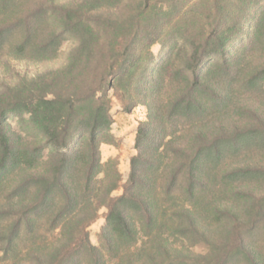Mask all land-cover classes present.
I'll list each match as a JSON object with an SVG mask.
<instances>
[{"label": "trees", "instance_id": "16d2710c", "mask_svg": "<svg viewBox=\"0 0 264 264\" xmlns=\"http://www.w3.org/2000/svg\"><path fill=\"white\" fill-rule=\"evenodd\" d=\"M19 1L0 0V36H22L12 49L46 60L64 42L69 47L56 69L0 92V184H12L8 208L0 212L12 218L0 264H115L133 257L140 238L165 234L159 210L166 201L173 210L167 235L189 241L187 248L195 237L204 242L202 251L189 249L193 264H264L253 240L264 193L246 195L257 204L235 212L203 191L215 166L219 113L229 106L226 81L257 64L250 78L264 81V0H141L147 9L126 14L109 12L110 0H41L55 29L32 47L37 28L18 18ZM155 42L165 50L159 61L151 51ZM112 97L126 112L137 105L147 110L117 197L111 191L118 171L99 151L112 123ZM12 116L22 127L17 133L6 128L5 117ZM240 139L264 145V131ZM100 205L106 222L94 246L86 228ZM245 216L246 226L240 221ZM226 218L235 224L222 242L215 226ZM180 242L169 246L174 264L187 263Z\"/></svg>", "mask_w": 264, "mask_h": 264}, {"label": "rangeland", "instance_id": "374dc122", "mask_svg": "<svg viewBox=\"0 0 264 264\" xmlns=\"http://www.w3.org/2000/svg\"><path fill=\"white\" fill-rule=\"evenodd\" d=\"M40 1L20 0L19 7H17L18 12L21 13V16L18 18H21L22 22H32V27L37 28L35 34L31 35L28 41L31 47L40 41V34L44 35L48 31L55 29L47 10H40V7L43 5V2ZM42 1L45 2L46 0ZM47 1L46 3H48ZM110 1L112 5H110L109 12L120 11L126 14L135 12L141 8L147 9V6H144L141 0H125L124 2L121 0ZM178 7L171 9V11H177ZM3 27L4 24L0 21V30ZM21 39L22 36L18 32L15 38L8 35V33L0 36L1 93H10V88L17 85H29L32 80L37 79L46 72L56 69L63 60V53L69 47V43L64 42L55 57L42 60L39 59L38 52H30L28 50L23 53L18 48L12 49L10 43L12 41L19 43ZM151 51L159 61L165 50H163L159 42H155L151 45ZM246 62L247 60H245V64ZM259 67L258 64L248 65V69H243L240 71L241 73L237 72V74H234L226 81L227 84L229 83L230 90L229 106L226 112L219 113L220 117L218 118V122L220 129L216 136L218 148L215 157L216 161L214 162L215 166L212 171L213 174L209 172L210 176H206L208 177L206 179L209 180L208 184L210 183V188L207 186L206 189H203L204 194L208 198L211 195H215L214 199L217 204L233 207V211L235 212H238L241 208H253L257 204V202L250 200L246 195L255 196L264 193V145L260 143L258 146L252 147L251 145H245L244 140L242 141L240 139L244 133L255 130L264 131V81L260 83V81H253L250 78L255 71L259 70ZM260 84L263 86V91L259 88ZM222 85L220 81L219 89L221 96L225 95V89ZM112 93L111 90L109 94L112 95ZM110 112L112 123L109 126L106 140L100 143L99 151L102 162L113 163L118 171L119 180L116 187L111 191V196L117 197L122 194L123 187L128 180L130 160L137 152L135 148L136 130L139 123L146 120L147 110L145 106L137 105L129 112H126L122 110L116 98L112 97ZM5 119L7 122L6 128L10 130V133L13 131L17 133L19 129H22L19 126L17 117H5ZM99 177H103V175L100 174ZM11 188L12 184L10 181L3 180L0 184V212L3 208H8L6 201L11 192ZM38 195L39 190L37 189L33 196H31L30 204L34 205L37 203ZM162 205L159 212L162 217L160 222L163 226L160 230L165 234L151 239L140 238L137 243L136 253L133 257H123L121 258L123 261L117 260L115 264H128L133 259L139 260L140 264H174L169 246L174 247V245H179L181 244L180 241L184 243L181 250L183 252L182 258L187 262L186 264H193L192 262L194 261L190 260L188 251L190 248L196 252L202 251L204 249L202 238H193L191 241L195 243L194 246L187 248V245L191 244L189 241H183L179 236L167 235L172 229V223L168 215L173 210L171 208V202L169 201L163 202ZM106 213V208L100 205L96 218L86 228L88 240L94 246H100L101 244V231L106 222ZM247 220L249 218L245 216L240 221L246 226ZM42 222V219H38L37 221V223ZM234 224L235 221L232 218L217 221L215 236L224 242L225 237L227 239L230 236ZM44 225V228H42L47 229L48 225L46 223ZM11 229L12 218L5 216L0 219V263H2V250L7 247L6 239ZM258 229L259 231L253 240L254 244L264 253V214L263 216L261 215ZM24 244V242H20V246ZM195 262L197 263L196 260ZM7 263L9 264L10 262Z\"/></svg>", "mask_w": 264, "mask_h": 264}]
</instances>
